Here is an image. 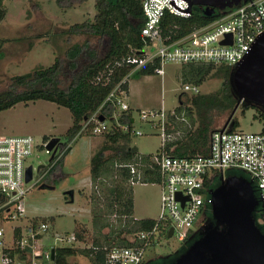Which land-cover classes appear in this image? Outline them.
I'll return each mask as SVG.
<instances>
[{"label":"built area","instance_id":"1","mask_svg":"<svg viewBox=\"0 0 264 264\" xmlns=\"http://www.w3.org/2000/svg\"><path fill=\"white\" fill-rule=\"evenodd\" d=\"M144 23L141 35L145 45L142 49L130 51L112 64L106 65L94 78V82L109 81L114 68L125 67L128 71L110 89L103 103H110L114 125L122 132L142 135L143 131L135 127V117L124 101L126 91L122 85L128 83L130 76L147 65H153L156 74L164 73V63H205L225 64L234 67L250 52L256 39L264 33V0H241L231 8L224 9L208 22L193 26L180 36L164 30L162 19L166 13L188 17L191 13L187 0H141ZM183 91L199 92L195 84H183ZM101 106L85 120L84 127L92 134L107 131V121L100 120ZM124 115L130 123L119 122ZM138 120L155 129L160 146L147 158L140 153L130 161L116 163L117 167L128 170L130 185L146 183L142 177L147 169H156L160 188L159 211L155 223L150 229L140 230L132 236L129 246L103 247V261L98 264H140L146 248L156 242L157 233L166 238L169 229L179 241L192 234V225L202 224L204 205H210L212 198L211 183L219 174L230 170H240L248 174L255 186L260 203L264 208V132L243 131L217 127L209 135L208 151L205 154L193 153L174 156V145L168 144L184 138L191 132L193 124L185 109L177 112L175 108L139 109ZM83 127V126H82ZM81 127V129H82ZM46 141L43 146L45 147ZM34 139L29 135H0V264H33L36 258L51 260V249L56 246L72 245L73 233L61 234L58 244L50 250L35 251L41 235L49 228L46 221L27 220L24 215L23 200L26 194L37 185L46 169L38 178L33 176V167L25 161L36 148ZM70 146H60L63 154ZM45 152H48L45 148ZM32 167V177L25 181L27 167ZM41 183V182H40ZM39 183V184H40ZM171 235V236H172ZM42 264V263H41Z\"/></svg>","mask_w":264,"mask_h":264},{"label":"rangeland","instance_id":"2","mask_svg":"<svg viewBox=\"0 0 264 264\" xmlns=\"http://www.w3.org/2000/svg\"><path fill=\"white\" fill-rule=\"evenodd\" d=\"M93 0L72 7H63L57 0H4V15L0 19V89L5 88L10 78L17 74H25L39 68L49 66L55 56H64L65 49L73 43H81L85 38L90 45L97 47L98 54L103 55L105 42H97V38L83 34H69L67 28L75 22L91 20L95 14ZM162 75H132L129 79L130 94L124 97L129 105V111L135 117L134 125L143 131L142 135L129 133L128 145H134L141 153H154L160 146V138L149 124L139 121V109L160 108L171 110L178 103V96L184 101L193 96L191 91L183 92L181 67L177 63H164ZM214 68L212 69V71ZM222 78L207 77L199 84L198 93H211L219 89ZM118 117V110H115ZM231 111L218 112L213 115V127H221L226 122L230 125L233 118H237V129L243 131L261 130L262 123L254 116L256 110L248 108L241 113L240 104L230 116ZM72 124V116L66 107L46 100L19 102L14 106L0 110V135L31 136L36 148L27 157L25 163L33 167V176L38 178L42 172L54 165L53 170L43 174L40 182L47 181L54 185L53 189L39 188V183L26 194L23 200L24 215L27 220L39 221L45 219L49 228L42 234L35 246L36 252L50 250L58 244L57 237L74 229L83 235V241L74 242L78 248H88L95 234L92 224L94 205L101 206L102 197L92 198L90 181V158L96 150L106 142L105 133L92 134L84 127L82 121L81 132L73 138L66 135ZM191 132L196 127V120L192 121ZM108 125V122H107ZM58 137L53 159L51 152H45L44 141ZM118 143H126L119 139ZM68 145L69 151L62 156L60 146ZM107 163L115 160L114 152H105ZM41 165L40 171L36 167ZM72 188L74 199L66 202L64 191ZM134 199V216L136 218H156L159 211L160 188L157 184H135L132 187ZM104 203V201H102ZM207 215V214H206ZM105 218V217H104ZM109 222L115 221L111 215ZM199 221L192 225V232L198 230ZM114 227V226H113ZM103 227L101 233L115 232ZM112 234V233H110ZM113 234L111 236H113ZM130 238V235H126ZM181 241L175 236L165 238L157 233L156 242L149 245L143 255V263L156 260L157 264L167 263L181 247ZM116 244L110 239L106 246ZM87 255L78 253L71 258L74 264H89ZM49 263L44 257L36 258L33 264Z\"/></svg>","mask_w":264,"mask_h":264},{"label":"trees","instance_id":"3","mask_svg":"<svg viewBox=\"0 0 264 264\" xmlns=\"http://www.w3.org/2000/svg\"><path fill=\"white\" fill-rule=\"evenodd\" d=\"M84 1L86 0H57L58 4L63 7H72ZM93 1L95 11L93 18L71 24L66 32L91 35L97 38L98 43L105 42L103 55H99L97 47L90 45L89 40L85 38L81 43L69 45L64 51V56H55L54 61L49 66L25 74L14 75L5 88L0 89V110L10 108L19 102L39 99L66 107L72 116V124L66 131V135L70 139L80 132L82 121L100 106L102 116L108 121V129L105 133L107 141L90 158L91 196L93 200L95 197L104 199L102 200L104 203L101 201V206L99 204L94 205L92 224L96 236L92 238V244L88 248L56 247L52 264H74L71 258L78 253L87 255L90 264H98L103 261L104 251L102 248L108 244L111 238L116 240V244L107 247L129 246L136 242H133V238L129 240L126 235H133L140 230L150 229L155 223V219H134L132 217V188L127 181L128 173L125 168L115 167L114 162L128 160L137 155V148L128 145L129 133L122 132L119 127L114 125L113 119H111L112 107L110 103L102 104L110 89L128 71V68H114L106 84L94 82V78L107 69L106 65L109 64L110 66L114 61L126 55L130 49L139 50L144 47L145 42L141 35V27L144 23L141 0ZM3 2L4 0H0V19L4 15ZM222 11L215 9L212 16H205L199 6H193L188 17L166 13L162 19V26L165 31H171L173 36L177 37L187 33L193 26L208 22ZM153 67L154 65L144 66L133 75H151L153 74ZM230 70L231 66L225 64L191 63L182 65L181 77L185 82L199 85L211 76H219L222 80L219 89L216 91L196 93L186 101L180 98L182 94L180 93L178 98L180 104L176 111L180 112L182 108L185 109L186 116L193 121L196 120V127L184 138L166 146L169 149L170 146L174 145L170 151L171 154L184 156L193 153H207L209 135L216 128L212 126L213 115L218 112L231 111L237 100L229 83ZM122 87L127 90L128 84L124 83ZM240 108L242 114L248 108L255 109L257 115L254 117L262 123L261 131L264 132V109L245 102L240 103ZM118 120L120 123H130V118L124 115H121ZM238 124L237 118H233L228 127L234 130ZM119 139H125L126 143H118ZM107 150L113 151V158H116L108 161V163L105 154ZM68 151L69 148L62 156ZM148 156L149 154L142 155L143 158ZM53 168L54 165L48 171H52ZM226 172L243 175L249 180L248 174L243 171L228 170ZM216 175L211 183L212 187L218 183L219 171H216ZM144 180L157 182L159 180L158 171L147 169ZM253 187L255 188L254 185ZM111 215L115 217L114 223L108 221ZM108 226L110 227L109 230L116 228L115 234L111 231L101 233L103 227ZM195 233L193 232L182 241L180 249L188 243V239ZM75 235L77 239L82 240L83 235L80 231L76 230ZM178 252L176 251L174 256Z\"/></svg>","mask_w":264,"mask_h":264},{"label":"water","instance_id":"4","mask_svg":"<svg viewBox=\"0 0 264 264\" xmlns=\"http://www.w3.org/2000/svg\"><path fill=\"white\" fill-rule=\"evenodd\" d=\"M189 7L199 6L205 16H212L215 9L224 10L241 0H187ZM229 83L237 100L230 116L242 102L264 109V33L260 35L248 55L229 73ZM103 120V116L99 117ZM227 122L223 125L224 128ZM58 137L46 141L45 148L54 156ZM36 167V171L41 169ZM32 177V167L25 172V181ZM39 188L53 189L44 182ZM73 199V190L64 191ZM210 219L204 221L196 236L178 252L168 264H264V234L257 226L253 212L260 207L256 189L245 176L222 173L218 183L210 189ZM172 235L170 228L166 238ZM54 249H51V258Z\"/></svg>","mask_w":264,"mask_h":264},{"label":"crops","instance_id":"5","mask_svg":"<svg viewBox=\"0 0 264 264\" xmlns=\"http://www.w3.org/2000/svg\"><path fill=\"white\" fill-rule=\"evenodd\" d=\"M188 64H191V63H188ZM194 64V63H193ZM154 66L155 65H157V63H155V64H153ZM180 65H183V64H180ZM163 67V66H162ZM136 71H138V70H136ZM135 71V72H136ZM134 72V73H135ZM133 73V74H134ZM153 73H154V71H153ZM132 74V75H133ZM131 75V76H132ZM130 76V77H131ZM143 76H146V75H143ZM130 79V78H129ZM128 88H127V91H126V95L125 96H127L128 94H130V83H129V80H128ZM188 84H193V83H189L188 82ZM196 85V84H195ZM183 92H186V91H183ZM193 95V94H192ZM178 98H179V96H178ZM179 101H178V103H177V105L175 106V109L177 108V106H179ZM131 107V106H130ZM183 109V108H182ZM112 114H111V119H112ZM190 119V121H191V123H192V121H193V119H191V118H189ZM107 121V120H106ZM108 122V121H107ZM80 132H81V129H80ZM133 134H131V136H132ZM131 146H134V145H132L131 144ZM137 153H140L141 155H146V154H151V153H141V152H139L138 150H137ZM133 157H131L130 159H128V160H119V161H115L114 162V166L115 167H117L116 166V163H121V162H126V161H130L131 159H132ZM51 167V166H50ZM50 167L49 168H46V170H48V169H50ZM118 168H124V167H118ZM126 169V168H125ZM126 171H127V173H128V170L126 169ZM145 173H146V171H145ZM145 173H144V175H145ZM144 175H143V177H142V180L143 181H145L144 180ZM128 178H129V173H128ZM128 181V180H127ZM146 182V181H145ZM158 182V181H157ZM157 182H146V183H135V184H148V183H151V184H157ZM44 183H46V184H49L47 181H44ZM128 184H129V182H128ZM135 184H133V185H135ZM49 185H52V184H49ZM130 185V184H129ZM133 185H130L131 186V188L133 187ZM158 185V184H157ZM70 189H72V188H70ZM73 190V189H72ZM73 199H74V190H73ZM73 199H72V201H73ZM65 200H66V202H72V201H69V197L67 196V195H65ZM134 199H133V197H132V217L134 218V219H142V218H136L135 216H134V210H135V207H134ZM145 218H150V217H145ZM151 219H154V218H151ZM32 220V219H31ZM33 220H35V219H33ZM39 221H46L45 219H41V220H39ZM47 222V221H46ZM75 232H76V229H74V231L73 232H71V233H73L74 234V236H75V242L76 243H80V242H82L83 241V238H82V240H79V239H77L76 238V235H75ZM66 234H69V232H66ZM42 236V235H41ZM132 236L133 235H130V238H129V240H132ZM110 241V240H109ZM91 242V241H90ZM91 244H92V242H91ZM91 244L88 246V247H90L91 246ZM62 246H72V247H76V246H74L73 244L72 245H62ZM56 247H60V246H56ZM55 247V248H56ZM105 247V246H104ZM107 247V246H106ZM55 248H54V250H55ZM103 250V249H102ZM82 254V253H81ZM84 254V253H83ZM53 255H54V253H53ZM85 255V254H84ZM52 259H53V257L51 258V260H49V262L52 264ZM89 259V258H88ZM42 264H49L48 262L46 263H42ZM90 264V263H89Z\"/></svg>","mask_w":264,"mask_h":264},{"label":"flooded vegetation","instance_id":"6","mask_svg":"<svg viewBox=\"0 0 264 264\" xmlns=\"http://www.w3.org/2000/svg\"><path fill=\"white\" fill-rule=\"evenodd\" d=\"M42 168V167H41ZM41 170V169H40ZM39 170V171H40ZM203 210H204V217H203V221H208L210 219V206L209 205H204L203 206ZM263 208L262 207H258L256 208V210L253 212V215H254V219H255V222L257 224V226L260 228L261 232L264 234V214H263ZM207 214V215H206ZM196 232V231H195ZM197 234V233H196ZM196 234H194L193 236H191L189 239L191 240V238H194V236H196ZM188 239V240H189ZM181 249L179 248L177 251H180ZM177 255V254H176ZM175 255V256H176ZM174 256V257H175ZM174 257H172V259H170L167 263H163V264H168L170 263ZM143 264H157L156 263V260H150L149 262L147 263H143Z\"/></svg>","mask_w":264,"mask_h":264}]
</instances>
